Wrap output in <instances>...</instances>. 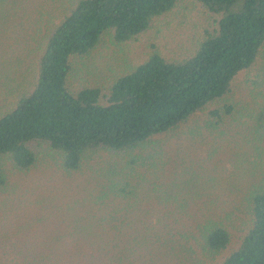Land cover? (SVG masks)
Returning a JSON list of instances; mask_svg holds the SVG:
<instances>
[{
    "label": "trees",
    "instance_id": "1",
    "mask_svg": "<svg viewBox=\"0 0 264 264\" xmlns=\"http://www.w3.org/2000/svg\"><path fill=\"white\" fill-rule=\"evenodd\" d=\"M179 1L63 0L0 12L5 30L30 22L26 40L34 46L27 54L38 52L20 73L24 91L0 113V185L7 182L6 159L28 170L39 161L29 143L45 142L64 171L97 186L91 195L112 217L139 211L138 221L149 222L145 230L169 233L182 218L195 225L165 250L174 232L162 237L157 230L161 243L143 233L141 249L121 250L116 262L147 256L143 264H152V255L176 251L184 264H203L196 247L214 258L229 248L237 227L239 241L219 264H264V0H199L216 16L193 53L170 59L152 50L108 85L78 89L70 80L88 68L85 58L104 35L127 43ZM205 170L194 190L181 186ZM130 252L139 253L137 261L122 258Z\"/></svg>",
    "mask_w": 264,
    "mask_h": 264
},
{
    "label": "rangeland",
    "instance_id": "2",
    "mask_svg": "<svg viewBox=\"0 0 264 264\" xmlns=\"http://www.w3.org/2000/svg\"><path fill=\"white\" fill-rule=\"evenodd\" d=\"M61 1L63 0H0V12L13 8L24 11L32 6H56ZM215 16L199 0H180L173 10L156 18L147 31L127 43L118 44L110 34L104 35L97 48L86 58L83 57L88 68L77 70L70 79L73 88L93 84L108 85L110 79L129 66L145 60L155 49L166 58L186 57L193 53L204 38L205 31L215 24ZM12 20L14 22L13 17ZM24 23L23 27L14 25L13 31L5 30L3 22H0V113L6 112L17 102L18 96L24 91L23 86L27 84L20 73L24 68L26 71L33 56L38 54H27L28 49L34 46V40H30L29 48L26 34L28 28L33 34L34 28L28 25L30 22ZM7 31L12 33L10 37ZM25 58L26 65L19 68L17 64L23 63ZM78 60L80 58L75 61ZM76 64L83 66V63ZM254 73L255 70L250 71V76ZM244 77L245 74H239L236 85ZM217 106L218 103H213L210 107ZM207 111L208 109L199 114ZM29 144L39 158L30 169H17L9 159L5 162L7 182L0 185V261L6 264H120L116 262L118 253L124 249H141L140 238L145 237L143 233L146 235L145 241L151 236L158 242L155 236L158 229L151 227L145 230L149 222L138 221V218H143L141 214L137 215L136 212L139 211L127 213L128 217L122 214L112 217L106 202L91 195L96 194L97 186L94 183L80 182L77 179L79 172L64 171L53 158L54 152L47 143L32 141ZM215 159L214 156L212 161ZM87 166L89 168V164L85 163L83 169ZM208 172L209 170H205L197 180L183 182L181 186L194 190L190 185L198 186L203 182L202 176L208 175ZM237 174L240 175V172L237 171ZM149 221L153 225L157 222L153 217ZM241 221L243 218L237 217V222ZM194 227L191 219L182 218L170 233L166 229L158 230L162 237L171 236L173 232L175 234L170 240L167 238L163 250L166 246L171 249L178 241L180 243L182 232L193 231ZM233 232L229 248L214 258H205L196 247L197 253L204 259L203 264L221 262L224 255L239 241L241 232L237 227ZM145 251L157 252L154 248ZM136 254L130 252L122 258L127 260L128 257H134L137 261L139 253ZM174 254L176 251L167 257L162 254L152 255L150 259H153L152 264H184L179 255ZM148 260L149 257L143 256L139 263L134 264H143Z\"/></svg>",
    "mask_w": 264,
    "mask_h": 264
}]
</instances>
